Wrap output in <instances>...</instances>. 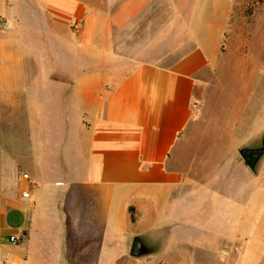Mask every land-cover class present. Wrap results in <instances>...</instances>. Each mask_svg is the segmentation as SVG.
Masks as SVG:
<instances>
[{
	"label": "crops",
	"instance_id": "obj_1",
	"mask_svg": "<svg viewBox=\"0 0 264 264\" xmlns=\"http://www.w3.org/2000/svg\"><path fill=\"white\" fill-rule=\"evenodd\" d=\"M233 8L0 0V264H264V158L236 154L264 116L237 102L195 137Z\"/></svg>",
	"mask_w": 264,
	"mask_h": 264
},
{
	"label": "rangeland",
	"instance_id": "obj_2",
	"mask_svg": "<svg viewBox=\"0 0 264 264\" xmlns=\"http://www.w3.org/2000/svg\"><path fill=\"white\" fill-rule=\"evenodd\" d=\"M219 73L220 77L222 75L224 78L223 82L214 83V97L211 93L210 77L208 84L203 89V96L200 100L203 107V118L201 119L203 124L201 123L202 125L196 130L195 137L204 136L206 131L210 133L211 128L209 129L207 124L212 120L227 122L226 109L228 105L232 108L237 102L238 104L244 102L247 106L245 110L247 113L244 117H251L255 112H261L260 116H264V78L262 79L264 74V0H234V8L224 42L222 68ZM228 73L236 75L255 74L258 76V79L251 82V98L234 97L236 93L242 96L246 83L240 81L226 83ZM227 84L230 85L232 97L226 92ZM216 90L222 91L219 92L220 97L216 95ZM199 98L197 97V100ZM230 116L232 117V115ZM233 116L235 117V115ZM244 133L245 136L250 134L247 146H251L253 143L255 144V141L262 138L264 130L250 129L245 130ZM236 154L239 155L238 151ZM263 178L264 176H262ZM261 190L264 191L262 188Z\"/></svg>",
	"mask_w": 264,
	"mask_h": 264
},
{
	"label": "water",
	"instance_id": "obj_3",
	"mask_svg": "<svg viewBox=\"0 0 264 264\" xmlns=\"http://www.w3.org/2000/svg\"><path fill=\"white\" fill-rule=\"evenodd\" d=\"M238 153L250 170L257 174L258 168L264 158V134L262 138L255 141V144L242 146L238 150ZM156 250L157 245L148 243L144 236H136L131 245L130 256L141 258L152 254Z\"/></svg>",
	"mask_w": 264,
	"mask_h": 264
},
{
	"label": "built area",
	"instance_id": "obj_4",
	"mask_svg": "<svg viewBox=\"0 0 264 264\" xmlns=\"http://www.w3.org/2000/svg\"><path fill=\"white\" fill-rule=\"evenodd\" d=\"M9 30V27H8V25L6 24V22H4V21H0V32L1 33H5V32H7ZM22 178L24 179V180H26V181H30L29 180V176L27 175V174H23L22 175ZM29 196V194L28 193H23V197L24 198H27ZM10 241H11V243H13V244H17L18 242H19V238L18 237H11V239H10Z\"/></svg>",
	"mask_w": 264,
	"mask_h": 264
}]
</instances>
